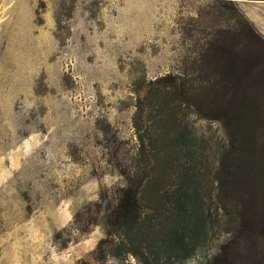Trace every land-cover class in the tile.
Returning <instances> with one entry per match:
<instances>
[{"label": "rangeland", "instance_id": "obj_1", "mask_svg": "<svg viewBox=\"0 0 264 264\" xmlns=\"http://www.w3.org/2000/svg\"><path fill=\"white\" fill-rule=\"evenodd\" d=\"M248 4L0 0V234L57 214L43 264H264Z\"/></svg>", "mask_w": 264, "mask_h": 264}, {"label": "crops", "instance_id": "obj_2", "mask_svg": "<svg viewBox=\"0 0 264 264\" xmlns=\"http://www.w3.org/2000/svg\"><path fill=\"white\" fill-rule=\"evenodd\" d=\"M247 18L264 38V0H249ZM50 217L31 218L0 234V264L45 263L52 234L65 226L57 214Z\"/></svg>", "mask_w": 264, "mask_h": 264}, {"label": "trees", "instance_id": "obj_3", "mask_svg": "<svg viewBox=\"0 0 264 264\" xmlns=\"http://www.w3.org/2000/svg\"><path fill=\"white\" fill-rule=\"evenodd\" d=\"M264 39V38H263ZM261 81L255 83L254 87L257 85L258 86V83H260ZM123 195H126V198L128 200V202H135L136 201V197H137V193L136 191L132 192V190L129 188L127 189V191L125 193H123ZM125 199L124 197L118 201V204L121 205L122 203H124ZM133 219H137L136 217H134Z\"/></svg>", "mask_w": 264, "mask_h": 264}]
</instances>
